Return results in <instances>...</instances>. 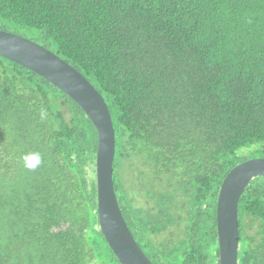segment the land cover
Here are the masks:
<instances>
[{"label":"trees","instance_id":"obj_1","mask_svg":"<svg viewBox=\"0 0 264 264\" xmlns=\"http://www.w3.org/2000/svg\"><path fill=\"white\" fill-rule=\"evenodd\" d=\"M0 29L49 48L104 96L115 192L149 258L219 264L222 181L264 157V0H0ZM0 106L33 121L35 145L44 144L40 165L28 169L27 126L8 133L0 123V264H122L99 226L98 135L85 111L1 54ZM140 158L155 174L142 189L120 177L122 165L131 176L144 171ZM41 181L50 190L40 192ZM239 233L238 264H264V176L240 197Z\"/></svg>","mask_w":264,"mask_h":264},{"label":"water","instance_id":"obj_2","mask_svg":"<svg viewBox=\"0 0 264 264\" xmlns=\"http://www.w3.org/2000/svg\"><path fill=\"white\" fill-rule=\"evenodd\" d=\"M0 54L51 81L85 111L98 135L96 188L101 232L122 264H155L130 231L117 199L113 178L116 134L102 93L65 59L22 35L0 29ZM258 176H264V157L236 164L222 181L216 208L219 264H238L239 200Z\"/></svg>","mask_w":264,"mask_h":264},{"label":"rangeland","instance_id":"obj_3","mask_svg":"<svg viewBox=\"0 0 264 264\" xmlns=\"http://www.w3.org/2000/svg\"><path fill=\"white\" fill-rule=\"evenodd\" d=\"M20 117L21 116L18 113H16L13 109L6 110L4 107L0 106V123H3L5 125H9L10 126L8 133H10L11 127L12 128L16 127V129H19L20 126H22V125H26L27 126L28 129H24L23 130L24 144H26V145L23 146L22 150L27 152L29 150V148H34L35 152L39 153L40 156L42 157V155L44 153V151H43L44 144L42 142H39L40 144H36L35 145V142H37L35 140L36 135H37L36 134L37 131H35L34 128H33L34 131L31 129V127H33V121L29 122L26 119H24V117H22V119ZM11 142H12V140H11ZM29 143H32V144H29ZM28 145H30V146H28ZM169 147H170V149L171 148L173 149L172 143H169ZM137 163H138V165H140V168L142 170H144V171H142L141 173L140 172L139 173L136 172V173H134V176H131L132 174L131 175L128 174L129 171L125 170V166L122 165V168L120 170V177H122V181H124V184L134 182V186L135 187H138L139 189H142V187H141L142 184L140 182H142V183L145 182V181L148 182V179L152 178V176L155 175L154 174V165H153L151 159H146V161H145L142 158H140V159L137 160ZM47 169H48V166H47ZM138 175H139V177H138ZM41 185H42L43 188L40 187V192L43 191L44 189H49L48 184L46 182H44L42 184V181H41ZM54 185H56V184L51 185V187L54 186ZM28 192L32 196L36 195V189L35 188L28 189ZM13 196L15 198H18V199H21V200H24V201L26 200V198L19 191L17 193L13 194ZM9 200H11V199L7 198L5 200V204ZM41 201H42V199L39 198L37 200V202H36V205H38V207H39L37 209H39L40 211H42L43 208H44V205H43L44 203H41ZM3 203H4V201H3ZM62 206H64V203L62 204ZM4 233L5 232L2 229H0V238L7 237V236L3 237ZM174 233L176 235H178L177 231H175ZM169 236H170V233H163L162 234L163 238H166V237H169ZM51 254H52V252H51V250H50V248L48 246L45 249L44 257H47L49 259L48 260L49 263H51V261L53 260V259H50ZM31 264H33V263H31ZM54 264H57V263H54Z\"/></svg>","mask_w":264,"mask_h":264},{"label":"clouds","instance_id":"obj_4","mask_svg":"<svg viewBox=\"0 0 264 264\" xmlns=\"http://www.w3.org/2000/svg\"><path fill=\"white\" fill-rule=\"evenodd\" d=\"M22 160L26 168L35 169L40 165L42 158L37 152H29L22 156Z\"/></svg>","mask_w":264,"mask_h":264}]
</instances>
